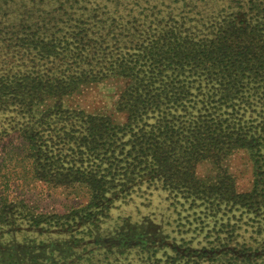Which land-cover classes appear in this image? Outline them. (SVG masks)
I'll return each mask as SVG.
<instances>
[{
	"label": "rangeland",
	"instance_id": "rangeland-1",
	"mask_svg": "<svg viewBox=\"0 0 264 264\" xmlns=\"http://www.w3.org/2000/svg\"><path fill=\"white\" fill-rule=\"evenodd\" d=\"M169 13L174 23L189 28L192 41L209 40L211 29L227 22L264 33V0H0V75H49L62 67L76 74L83 69L86 64L73 58L40 60L43 56L34 49L36 41L72 32L73 21L65 18L82 14L88 21L90 29L79 34L82 41H125L133 35L138 45L165 30L160 27ZM95 14L104 20L100 27L93 21L97 16L89 18ZM255 53H264V47ZM87 68L100 69L95 64ZM127 84L128 80L116 76L83 83L71 95L47 100L38 108L62 103L63 110L108 115L122 125L125 114L117 111L116 103ZM74 124L73 118L49 116L41 121L40 115L33 120L16 117L11 109L0 113V264H167L168 257L176 260L179 254H191L195 258L194 251L216 248L217 243L241 251L244 257L264 255L263 215L242 214L243 209L234 208L211 217L203 206L190 207L189 202L153 186L147 177L124 193L116 192L119 187L114 182L106 183V192L95 197L82 172L93 169L96 178L107 175L108 165L97 162L106 156L102 150L98 158L89 154L88 164L100 166H85L83 153L94 151L78 146L81 134L70 129ZM29 136L40 138L43 145L52 144L55 151L45 155L42 147V154L38 153L27 145ZM194 174L198 179L213 178L211 182L227 174L236 192L244 193L252 187L254 168L248 154L237 150L225 157L220 170L201 161ZM258 202L263 205L264 198ZM215 221L234 228L215 231ZM218 236L227 240L217 242Z\"/></svg>",
	"mask_w": 264,
	"mask_h": 264
},
{
	"label": "trees",
	"instance_id": "trees-1",
	"mask_svg": "<svg viewBox=\"0 0 264 264\" xmlns=\"http://www.w3.org/2000/svg\"><path fill=\"white\" fill-rule=\"evenodd\" d=\"M169 14L160 27L165 30L138 45L133 35L125 41H82L79 34L90 29L86 27L88 21L85 23L82 14L72 20L65 18L73 21L74 30L61 31L58 37L43 43L36 41L34 49L43 57L36 56L40 60H45L44 56L73 58L85 67L76 74H69L63 67L49 75L1 74L0 113L11 109L16 117L33 120L40 115L41 121L49 116L73 118L75 124L70 129L81 134L78 146L86 152L94 151L83 153L84 165L100 166L88 164L89 154L98 158L102 150L106 156L95 161L108 165L107 175L96 178L93 169L82 172L95 197L106 192V183L114 182L119 187L116 192L124 193L147 177L153 186L189 202L190 207L203 206L211 217L234 208L243 209L242 214L264 216V204L258 202V198H264V53H255L264 47V33L227 22L213 27L209 40L192 41L189 28L174 23L175 17ZM95 16L93 21L100 27L104 20L97 14L89 18ZM90 64L100 69L88 70ZM37 66H41L39 61ZM111 76L128 80L116 103L117 111L125 114L122 125L108 115L63 110L62 103H51L44 110L38 108L47 100L71 95L83 83ZM125 137L128 139L121 141ZM26 142L40 154L42 147L45 155L55 151L52 144L43 145L40 138L29 136ZM237 150L245 151L253 164L254 179L248 192L237 193L227 174L217 182H211L213 178H196L197 163L207 161L220 170L225 157ZM106 176L110 179L105 180ZM212 228L223 232L234 227L215 221ZM223 240L227 238H216L217 242ZM226 247L217 243L216 248L194 251L195 258L179 254L178 259L168 257L165 262L264 264V255L244 257L241 251Z\"/></svg>",
	"mask_w": 264,
	"mask_h": 264
}]
</instances>
